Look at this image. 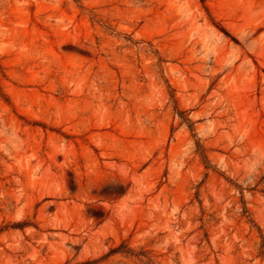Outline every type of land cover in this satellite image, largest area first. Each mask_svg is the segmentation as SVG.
<instances>
[{"label": "rangeland", "instance_id": "obj_1", "mask_svg": "<svg viewBox=\"0 0 264 264\" xmlns=\"http://www.w3.org/2000/svg\"><path fill=\"white\" fill-rule=\"evenodd\" d=\"M0 264H264V0H0Z\"/></svg>", "mask_w": 264, "mask_h": 264}]
</instances>
